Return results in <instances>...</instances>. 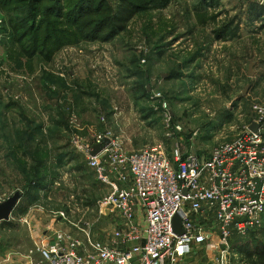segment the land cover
<instances>
[{
  "label": "rangeland",
  "instance_id": "1",
  "mask_svg": "<svg viewBox=\"0 0 264 264\" xmlns=\"http://www.w3.org/2000/svg\"><path fill=\"white\" fill-rule=\"evenodd\" d=\"M85 1L0 0L2 201L29 193L40 180L48 183L42 204L47 211H69V202L77 210L82 200L94 204L102 199L107 189L77 143L91 140L94 127L101 130L103 115L128 151L161 144L172 158L179 145L185 154L208 158L253 121L256 106L264 104V19L258 13L264 0H170L166 8L137 13L125 30L105 41L121 0H90L93 10L82 14L77 8ZM130 1L143 5L150 0ZM81 29L100 40L80 44ZM69 30L73 39L64 34ZM46 35L61 36V42L42 45ZM34 46L37 53L27 57L24 52ZM154 59L160 60L157 67ZM49 72L69 86L79 81L86 90L75 110L79 133H71V142L66 126L53 124L60 118L69 124L70 105L54 103L39 81ZM168 114L182 126L174 139L166 137ZM36 124L45 128L38 155L19 144L23 132ZM59 129L64 132H54ZM24 142L31 148L30 140ZM63 147L76 151L61 156ZM92 215L97 217V210ZM4 227L0 259L25 256L33 246L26 227L18 221ZM99 227L107 229L109 222L101 220ZM239 244L243 252L234 264H246L245 254L264 256V226Z\"/></svg>",
  "mask_w": 264,
  "mask_h": 264
},
{
  "label": "built area",
  "instance_id": "2",
  "mask_svg": "<svg viewBox=\"0 0 264 264\" xmlns=\"http://www.w3.org/2000/svg\"><path fill=\"white\" fill-rule=\"evenodd\" d=\"M255 109L257 117L208 158L179 145L172 158L161 144L128 151L109 131L77 143L107 194L77 210L71 202L69 211L42 205L38 218L14 219L29 228L33 246L0 264H234L237 244L264 226V104ZM164 122L166 137L181 133L169 114ZM105 139L108 146L91 154ZM177 214L183 233L174 229ZM101 220L107 229L98 230Z\"/></svg>",
  "mask_w": 264,
  "mask_h": 264
},
{
  "label": "crops",
  "instance_id": "3",
  "mask_svg": "<svg viewBox=\"0 0 264 264\" xmlns=\"http://www.w3.org/2000/svg\"><path fill=\"white\" fill-rule=\"evenodd\" d=\"M74 28H76V26H74ZM64 34L67 35L68 39H73L75 37V35H74L75 33H73L72 30L66 31ZM103 39H104L103 41L109 40V39H106L105 37H103ZM58 40H60V42H61V38L58 39ZM91 40H95L96 41V40H100V39H91L89 37V35L86 34V32H81V33L77 34V42H79L80 44L82 43V41L83 42H88V41H91ZM49 41L50 40H47V42H49ZM52 41H54V39H52ZM88 43H90V42H88ZM51 53L55 54L56 51H54V53L52 51ZM152 61H153V65H155L156 62L160 61V60H158V59L155 60L154 59ZM157 65H160V63L158 62ZM157 65H155V66L157 67ZM46 73H48V72H46ZM51 74L49 72V74H46V75L42 76L39 79V81H40V83L42 85V90H44L47 94H49V93L52 94L51 96L54 95V101H53L54 103H58L59 105L68 103L70 105V106L66 105L71 110L70 116H72L70 118L69 124H67L68 121L62 120L61 118L59 120H54L53 124L66 126V130L65 131H66L67 134H68V131L70 132V137H71L70 138V142H71V140H72L71 133H74V132L75 133H79V129L78 128H76V130H75V127H77L78 124H79L78 117H77V119L75 118V110L80 106V104H81L83 98L85 97V95H87L86 94V90L83 89L84 88L83 84L80 83L79 81L74 83L73 86H69L67 84L66 80H64L63 78L58 77L54 73H51ZM127 77H128V75H127ZM129 77H130V75H129ZM54 86H56L57 88H55ZM102 117L105 118L106 116L105 115L101 116V121H102ZM102 123H104V124H103L101 130L96 129L94 126H91V127H94L93 131L95 133L99 134V133H102V132L109 131L112 134H114V131L111 128L107 127V125H108L107 117H106V121H102ZM81 125H83V124H81ZM87 126H90V125H86L84 127H87ZM35 129H36V132H35ZM82 129H83V127H82ZM55 131H61V132L63 131L64 132V129L63 130H60V129L59 130H54V132ZM44 132H45L44 126L36 124L34 130H32V128H29L27 131L23 132L22 135H23L24 138L23 139L21 137L19 138L21 140V142L19 144L21 146L25 145L27 149H31L34 152V154L38 155L39 152L41 153V140H39L40 139V135L42 133H44ZM114 135H116V134H114ZM116 136H118V135H116ZM24 140H26V141L30 140L32 142L31 148L27 147V145L24 142ZM70 142H68V144ZM61 149L62 150L64 149L62 151V153H61V156H72L71 153H75L73 151H76L75 148H74V150L71 149L70 151L67 150L65 147H63ZM57 150H58V152H60V148H58ZM43 155L45 156V154H43ZM40 167L43 168V164L40 163ZM47 185H48V183L44 182V180L37 181L34 184V187L31 189V191L29 193L22 194L21 199L19 200L14 212L12 213V216H11L12 218L10 220H8V221H0V229H3V230L6 229L4 227V225H6L7 222L10 223V222L14 221V219H18V218H20V217H22L24 215H29V217L33 216V219H36V217L38 218V214L37 213L35 214V210H36V207L42 206L43 201L45 200L46 191L44 189L47 187ZM18 209H20L19 213L16 212ZM61 210H64V209H56V210L54 209L53 211H61ZM16 213H18V214L16 215ZM46 219H47V216H43V220H46ZM41 222L42 221H40V220L36 221L37 226H40ZM22 225H24V224H22ZM24 227H26L27 230L29 229L26 225H24ZM43 230H46V226L43 227ZM28 232H29V230H28ZM239 245L240 244L238 243L236 250L239 252V255H241L242 253L239 251L240 250L239 247H238ZM0 253H1V251H0Z\"/></svg>",
  "mask_w": 264,
  "mask_h": 264
},
{
  "label": "trees",
  "instance_id": "4",
  "mask_svg": "<svg viewBox=\"0 0 264 264\" xmlns=\"http://www.w3.org/2000/svg\"><path fill=\"white\" fill-rule=\"evenodd\" d=\"M169 2H170V0H150L149 2H147L143 5H138V4L132 3L130 0H121L118 7L116 8V11L114 12V14L112 16V20H113L112 31L105 38L109 39V38L117 35L118 33L122 32L123 30H125L127 25H128L127 23H129L137 13H139L141 11L148 10V9L158 10V9L166 8L168 6ZM77 10H79V12L82 14L90 13L93 10L92 2L90 0H88V1L86 0L82 5L78 6ZM258 13H259V15L261 14L260 16L261 17L263 16L262 18L264 19V6L262 7V9H260L258 11ZM73 26H76V24ZM263 28H264V26H263ZM86 31H87L86 29L85 30L81 29V32H86ZM28 33H29V29H28ZM56 34H58V33L56 32ZM86 34H88V32H86ZM52 38L53 39H60L61 36L52 37L51 35H46L44 38L45 41L42 45H44L47 42V40H52ZM38 40H39V38L36 36L34 39V42L37 43ZM36 53H37V47L36 46H34L33 50H31V51L26 50V52H24V54L27 57H32ZM32 157H35V156L32 155ZM7 223H9V222H7ZM256 233H254V235H256ZM239 251L241 253L243 252V250H241V249ZM244 256H245L246 264H264V256L259 252L257 254L256 259H253L254 257L252 258V256H249L248 254L247 255L245 254Z\"/></svg>",
  "mask_w": 264,
  "mask_h": 264
},
{
  "label": "water",
  "instance_id": "5",
  "mask_svg": "<svg viewBox=\"0 0 264 264\" xmlns=\"http://www.w3.org/2000/svg\"><path fill=\"white\" fill-rule=\"evenodd\" d=\"M247 91H248V87L246 88L244 94L247 93ZM250 128L253 131H257L259 126L257 123H253ZM109 143H110V140L105 139L103 144L95 145L93 150L91 151V154L96 155L100 153L105 147L108 146ZM21 196L22 194L20 192H17L5 201L0 200V221H8L11 219L12 213L14 212ZM181 221H182L181 215L177 214L174 217V229L177 233H183V229L181 227Z\"/></svg>",
  "mask_w": 264,
  "mask_h": 264
}]
</instances>
